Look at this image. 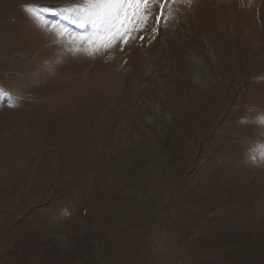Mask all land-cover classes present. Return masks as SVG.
Wrapping results in <instances>:
<instances>
[{
	"label": "rangeland",
	"instance_id": "374dc122",
	"mask_svg": "<svg viewBox=\"0 0 264 264\" xmlns=\"http://www.w3.org/2000/svg\"><path fill=\"white\" fill-rule=\"evenodd\" d=\"M98 3L0 0V264H264V0Z\"/></svg>",
	"mask_w": 264,
	"mask_h": 264
},
{
	"label": "snow or ice",
	"instance_id": "6c2138e0",
	"mask_svg": "<svg viewBox=\"0 0 264 264\" xmlns=\"http://www.w3.org/2000/svg\"><path fill=\"white\" fill-rule=\"evenodd\" d=\"M149 0H99L96 5L100 7L103 5L104 10L100 13L99 25L107 27L114 24L119 19L120 14L125 11L126 6L138 7L141 4L147 5ZM167 2V0H165ZM96 26L95 24L93 25Z\"/></svg>",
	"mask_w": 264,
	"mask_h": 264
}]
</instances>
